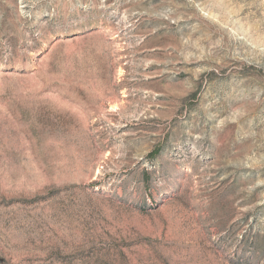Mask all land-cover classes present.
Instances as JSON below:
<instances>
[{
  "label": "rangeland",
  "instance_id": "374dc122",
  "mask_svg": "<svg viewBox=\"0 0 264 264\" xmlns=\"http://www.w3.org/2000/svg\"><path fill=\"white\" fill-rule=\"evenodd\" d=\"M0 264H264V0H0Z\"/></svg>",
  "mask_w": 264,
  "mask_h": 264
}]
</instances>
